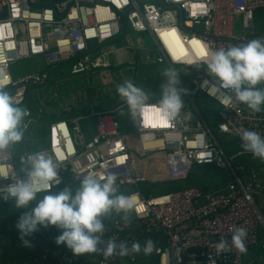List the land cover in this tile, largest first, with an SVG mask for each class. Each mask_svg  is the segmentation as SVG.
Returning <instances> with one entry per match:
<instances>
[{"label": "built area", "instance_id": "built-area-1", "mask_svg": "<svg viewBox=\"0 0 264 264\" xmlns=\"http://www.w3.org/2000/svg\"><path fill=\"white\" fill-rule=\"evenodd\" d=\"M259 10H264V0H0V83L17 105L25 100L30 86L46 79L38 70L13 79L9 66L17 59L38 58L43 68L69 62L72 71L89 74L127 64L128 58L129 81L133 84L140 66L161 68L156 78H145L157 91V101H147L146 111L135 118L130 115V124L123 129L113 111H97L89 102L87 113L51 122L45 146L28 152L19 171L11 144L0 149V172L6 174L0 176L1 202L13 201L3 198V189L14 181H24L32 159L41 153L51 157L57 169L58 183L49 191L67 176L79 182L89 173L113 174L116 190L133 187L124 195L138 198L128 212L130 217L103 223V231L97 234V251L74 255L67 248L43 243L36 256L38 263L73 264L83 258L84 264H118L121 259L148 257L156 264H244L242 253L231 241L236 228L246 232L245 247L262 237L264 249V233H260L264 219L257 207V198L264 196V161L242 148L240 135L250 130L264 138V110L253 112L237 102L230 90H225L228 93L221 94V99L209 95L202 83L213 78L206 65L196 59L192 44L199 40L211 52L264 38V33L255 34ZM128 31L138 37L128 40ZM162 34H169L168 41L177 53L182 52L183 59L191 63L174 62ZM144 36L149 44L143 41ZM123 38L127 45L117 47ZM173 70L182 107L170 122L160 125L155 123L154 109L169 83L167 74ZM197 93L219 107L213 126L195 103ZM88 119L90 135L86 139L80 121ZM21 129H28V122L22 123ZM232 143L240 147L229 153L227 146ZM145 144L156 146L145 148ZM257 160L261 161L255 164ZM193 166L221 170L226 179L224 187L203 190L190 186L148 194L139 188L140 183L184 180ZM40 230V237L61 232L55 225L41 226ZM18 240L24 245L20 236ZM109 240L126 244L128 254L121 256L117 249L106 257L103 249ZM221 240L224 247L217 252L216 244ZM146 241L152 242L148 254L143 252ZM6 243L5 235L0 234V258ZM133 243H139L141 251H131ZM259 264H264V258Z\"/></svg>", "mask_w": 264, "mask_h": 264}, {"label": "clouds", "instance_id": "clouds-1", "mask_svg": "<svg viewBox=\"0 0 264 264\" xmlns=\"http://www.w3.org/2000/svg\"><path fill=\"white\" fill-rule=\"evenodd\" d=\"M168 35L162 34L173 61L191 63L183 59L182 52L177 53L176 48L168 41ZM192 44L196 50V59L206 65L208 75L213 78L211 82L204 80L202 83V87H207L209 95L221 99V94H227L225 90H230L237 102L246 105L253 112L260 111L261 105L264 104V89L257 88L256 85L264 82V38H252L211 52L207 45L199 40H193ZM167 75L169 83L162 91L158 106L154 109L157 116L155 123L160 125L170 122L182 107L180 91L174 86L177 83L176 73L173 70ZM3 87L4 84L0 83V149L22 139L23 131L20 125L28 115V110L17 106L13 97L3 91ZM117 93L126 103L128 113L133 118L146 111L147 94L131 81L125 80L118 85ZM240 135L242 148L264 161V138L250 130H244ZM144 146L151 148L156 145ZM0 176L6 177V174L0 172ZM115 181L113 174L98 176L89 173L83 176L75 191L65 187L51 192L49 190L52 186L58 183L56 165L51 157L41 153L32 159L24 181H14L3 189L6 193L3 198L11 197L16 208L26 209L16 223L20 239L25 246L29 245V241L24 239L26 235L38 230V227L55 225L61 229L56 243H63L74 255H81L97 251V245L100 243L97 234L104 229L101 220L104 214L111 211L123 212L126 219V214L136 206L137 196L117 194ZM40 192L45 194L36 200ZM33 200H36L35 205L29 207ZM245 236L243 228H236L231 237L233 246L241 253L246 251ZM223 247L224 241L221 240L216 244L217 252ZM117 249L121 256L129 252L126 244L109 240L103 254L106 257L111 256ZM131 251H141L139 243H133ZM151 251L152 242L146 241L143 252L148 254Z\"/></svg>", "mask_w": 264, "mask_h": 264}, {"label": "rangeland", "instance_id": "rangeland-1", "mask_svg": "<svg viewBox=\"0 0 264 264\" xmlns=\"http://www.w3.org/2000/svg\"><path fill=\"white\" fill-rule=\"evenodd\" d=\"M260 12V15H257L255 18L256 35L264 33V10ZM238 28L239 20L237 19L236 33L238 32ZM125 37L130 40L137 38L138 35L132 31H128V35ZM127 39L123 38L119 40L116 46L125 47L127 45ZM143 41L149 44L147 36L143 37ZM124 63L128 64V58ZM127 64L94 70L88 74L72 71L69 64H59L49 69L43 68L38 58L17 59L11 63L9 72L13 79L36 70L41 71L42 74H46V79L42 83L28 88L25 100L20 105H17L21 108H27L30 111V116L24 117L21 122V124L28 122V129L22 130V139L17 143L11 144L16 169L19 171L23 168L24 156L28 152L31 150H39L43 146L38 133L39 129L46 131L48 125L53 121L87 113L89 111V102L94 103V109L97 111H113L122 129L128 126L130 124V114L128 113L127 106L120 107L125 102L117 93V86L125 80H130V71L127 69ZM144 66L145 69L141 66L139 67L140 73L136 77V83L134 85L141 88L147 94L149 102H155L158 99L157 91L146 84L145 78L146 76L156 78V73L161 68L158 65L152 67ZM256 87L264 89V82H260ZM180 96L182 99L181 93ZM195 103L208 124L213 126L217 121L216 115L219 111L216 102L201 93H197L195 95ZM260 110H264V104L261 105ZM89 126L90 119L80 121V128L86 139L90 135ZM233 143L230 144V148L227 146L229 153L235 152L240 147L237 143ZM241 160L245 163H252L246 158H241ZM188 180L193 185L198 187L204 186L209 190L223 188L226 183L224 173L213 167L193 166L190 169ZM79 184L80 181L74 183L69 189L75 191L79 187ZM163 184L167 189H173L176 185L173 181H165ZM139 185L140 188H143L147 184L140 183ZM181 187L185 188L182 184ZM133 190V187L125 186L118 189L117 194L124 195ZM257 207L264 219V198H261V196L257 198ZM106 216L120 218L125 217V213L111 211L106 213ZM126 217H130V213H127ZM260 233H264L262 227H260ZM261 242L262 237H260L258 243L255 245L246 247V251L242 253L244 264H259L262 262ZM118 264L156 263L153 259L147 257L139 258L136 261L121 259L118 261Z\"/></svg>", "mask_w": 264, "mask_h": 264}, {"label": "trees", "instance_id": "trees-1", "mask_svg": "<svg viewBox=\"0 0 264 264\" xmlns=\"http://www.w3.org/2000/svg\"><path fill=\"white\" fill-rule=\"evenodd\" d=\"M259 10L256 12V16L260 15ZM64 65H68L69 62L61 63ZM56 66V65H55ZM55 66H49L46 68H52ZM150 85V84H147ZM43 134V132H41ZM189 175L181 181H173L176 183L175 187L173 189H167L165 186H163V183H155V184H147L143 188H140L143 193L153 192V193H160L165 191H172L176 189H181V184L184 185V187H190V186H196L193 185L188 180ZM77 181L72 180L69 176H67L66 180H64L58 187L51 190V192H56L59 190H62L63 188L67 187L70 188L74 183ZM203 190H209L206 187H201ZM215 190V189H214ZM40 194L37 195L36 200L42 198L44 195ZM36 200H33L30 202L29 207L34 206L36 203ZM26 211V209H18L15 206L14 201L11 202H1L0 201V234L5 235V238L7 240V243L3 246V254L0 258V264H40L36 261V256L38 255V252L42 246L43 243H50L53 247L56 248H66L63 243L57 244L56 243V237L58 236L56 233H50L46 236L48 237H40V227H38V230L34 231L30 235L27 236V241H29V245L25 246L22 245L18 238L20 236L19 230L16 228V223L18 221L19 216ZM110 217H107L106 214H104L101 217V220L103 223L110 220ZM68 249V248H67ZM70 250V249H69ZM73 264H84L83 258L79 260V262H75Z\"/></svg>", "mask_w": 264, "mask_h": 264}, {"label": "crops", "instance_id": "crops-1", "mask_svg": "<svg viewBox=\"0 0 264 264\" xmlns=\"http://www.w3.org/2000/svg\"><path fill=\"white\" fill-rule=\"evenodd\" d=\"M47 131V130H46ZM46 131H42V129H39V131H38V133H39V136H40V141L42 142V147L41 148H43L44 146H45V144H46ZM41 132H43V134L41 133ZM40 148V149H41ZM32 151V150H31ZM261 160H257L256 162H255V164H257L258 162H260ZM200 167V166H199ZM218 189H222V188H215V190H218ZM261 198H264V196H261ZM122 218V217H121ZM112 219V218H111ZM261 252H262V254H263V258H264V249H262L261 250ZM156 263V262H155Z\"/></svg>", "mask_w": 264, "mask_h": 264}]
</instances>
